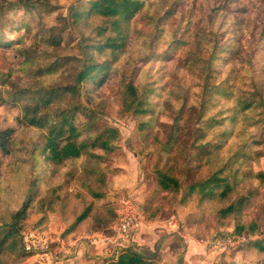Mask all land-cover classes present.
Listing matches in <instances>:
<instances>
[{"label": "rangeland", "instance_id": "obj_1", "mask_svg": "<svg viewBox=\"0 0 264 264\" xmlns=\"http://www.w3.org/2000/svg\"><path fill=\"white\" fill-rule=\"evenodd\" d=\"M6 1L15 2L17 0ZM45 1L49 2L52 7L48 11L42 12L41 21L46 29L54 28L52 34L55 41L59 43L57 46H50L43 42L44 37L51 34L46 29L37 38L38 40H34L35 29H33L26 36L25 43L32 44L37 53H50L52 59L69 55L80 56V49L77 47L78 40L80 35L87 33L89 29L85 25L76 28L70 24L68 7L75 0ZM179 1L177 5L173 6L174 13L162 24L164 30L157 37L155 36V15L163 13L170 6L171 0H147L129 22L130 36L125 47L126 52L115 65L117 67L124 65L126 72L133 70L134 67L139 68L136 70L138 75L136 82L140 84L148 82L149 86L155 87L154 94L150 96L154 110L151 116L154 117V127L165 138L170 136L172 127L177 121L180 134L179 148L161 152L160 158L165 159L168 155L172 156L171 161L176 163L175 176L185 186L193 181L203 180L211 173V169L203 164L206 147L192 145L193 135L197 134L205 123V121L199 120L200 108L197 104V95L194 94L195 91H198L197 75L199 70L197 66H201L200 72L204 70L209 51L206 48L198 49L199 45L196 43L192 45L175 43L170 46V41L173 37H178V40L187 39L185 36L190 34L192 37L196 30L206 26L207 28L211 27L220 34L222 46H225L222 54L219 53L224 63L222 68L216 66L217 69H220V73H217L216 70V80L220 82L230 74L231 82L236 89L241 91L242 95L243 92L251 91L254 85H260L264 95V46L261 47L258 43L259 32L264 25V0H233L225 9L216 12L212 23L209 22L210 8L213 5H221V0ZM191 12H193L192 16H190ZM189 17H192L193 21L186 31L185 22ZM28 18L29 15L27 12H23L22 8L10 10L1 21L0 36H8L11 25H16ZM31 19H34L33 24L36 25L37 14H32ZM188 48L195 56L190 53L189 59L184 64L185 52ZM198 54L203 58V61L195 59ZM94 55L99 61L111 57L109 50L100 54L95 52ZM21 60V56L15 50L0 46V71L7 72L12 67L13 70H16V74H23L22 71L16 69L20 68ZM46 78L47 82L70 81L68 76L61 75L60 72ZM25 80L26 78H24ZM118 81V75L110 73L103 85L91 95L89 94L94 106L98 110L102 109L98 114V127L111 126L119 132V139L114 145V154L103 165L107 184L103 201L112 204L111 200L114 197L122 193L125 194V192L135 191L136 194L138 193L137 199L139 195L141 196V199L138 200L149 215L156 216L152 221L171 214L177 217L175 209L179 206L184 207L182 210L186 213L182 218L183 223L189 213L194 214L190 218L189 224H186V227L184 226L182 229L183 232L187 229H195L197 233V230L200 229L198 238L203 239L202 242L208 247H210L208 240L212 235L229 231H236L238 236H246L249 240L261 239L264 242V184L260 185L257 180L247 177L242 184L237 186L235 199L252 192L242 205L243 216L238 224L235 221L236 215L219 218L213 204L206 205L202 215L196 207L195 197L180 204L178 202L180 194L163 191L158 186L157 178L151 171V164L155 161L156 155L140 156L139 149L144 143V137L137 131V120L131 114L121 111V94L126 81L123 83H118ZM81 88L84 93L82 100L90 105L85 92L89 93L90 89L93 90L92 85L83 84ZM214 103L216 106L212 107L210 112L225 109L232 104L230 101L222 99ZM259 111L260 109L247 111L239 119L234 132L226 140L220 152L222 155L230 157L232 154L239 153L244 145L247 156L240 159L243 160L241 171L244 173L264 169V143H253V141H264V119L258 116V113L264 115V112ZM77 119L83 120V115H79ZM0 129L9 130L12 140L10 153L4 154L0 151V214H2L8 209H17L26 198L34 173L31 149L35 143L40 145L41 139L37 138L36 128L23 119L21 101L8 97L5 92L0 93ZM122 151L135 156L138 176H143L142 182L135 181L134 188L126 186L116 188L117 182L128 184L133 180L125 172H118L119 169L116 165L120 161ZM37 164L39 163L37 162ZM79 164L80 161L75 163L66 161L62 167L58 168L56 174L52 173L47 182L42 180L44 178L42 175V179L38 183L40 194L49 193L55 185L62 186L59 189L60 192L72 191L74 183L71 180L73 176L80 175L76 168ZM46 173L47 170H44L43 174ZM136 176L135 174L133 177L136 178ZM41 215V212L33 211L23 222L21 233L28 229L46 230L48 219L40 223L39 226L35 225ZM159 225L161 226V224L153 222L151 226L147 227L151 234H156V237L151 240L148 246L143 244L141 251L138 252L149 261L148 264H185L183 260L184 238L181 237V234L165 232L166 229L160 228ZM238 225L242 226V229L237 230L236 226ZM91 230L94 228L92 227ZM169 236L171 238H167ZM213 251L215 258L212 264H264V251H260L254 246H248L247 242L232 249L213 248ZM250 251L253 253L252 255L249 254ZM172 252L173 255H171ZM88 262L92 264V261ZM110 262L103 261V264H110ZM7 264L41 263L27 256L25 261L10 258Z\"/></svg>", "mask_w": 264, "mask_h": 264}, {"label": "trees", "instance_id": "obj_2", "mask_svg": "<svg viewBox=\"0 0 264 264\" xmlns=\"http://www.w3.org/2000/svg\"><path fill=\"white\" fill-rule=\"evenodd\" d=\"M146 1L75 0L68 7L70 24L76 28L85 25L89 29L87 33H82L78 40L80 56L69 55L52 59L50 53H37L32 44L25 43L26 36L33 29L34 40H38L37 38L45 32L46 27L41 21L42 12L51 9L52 5L45 0L15 2L0 0V25L3 17L14 8H22L23 12L29 15L28 19L11 25L8 36H0V46L12 48L21 56V66L16 69L24 74H16L12 67L7 72L0 71V93L5 92L8 97L21 101L23 119L36 128L37 138L41 139V144L35 143L31 149L34 173L26 198L17 209H8L0 214V264H7L10 258L26 260L27 254L21 243V231L23 222L33 211L42 213L35 222L36 226L48 219L49 212H58L65 223V234L91 230L94 226H99L105 233L111 232L110 226L115 220V211L111 203L103 201L107 185L103 165L114 154L119 132L111 126L98 127V114L102 109L98 110L89 96L103 85L110 73L118 75V83L126 81L121 94V111L131 114L137 120V131L144 137V143L139 149L140 156L156 155L155 161L151 164V171L157 178V184L163 191L180 194L178 201L180 204L195 197L200 214L203 215V208L206 205L213 204L219 218L236 215L235 221L238 224L243 216L242 205L252 192L235 199L237 186L247 177L257 180L260 185L264 184V169L246 173L241 171L243 160L240 159L247 156L244 145L239 153L230 157L220 153L239 119L247 111L260 109L264 112V95L260 85H254L251 91H246L250 93L243 92L242 95L231 82L230 74L220 82L216 80V70L220 73L216 66L222 68L224 63L219 53L222 54L225 46H222L220 34L211 27L198 29L192 37L190 34L185 36L187 39L178 40V37H173L170 41V46L175 43L181 45L196 43L199 45L198 49L206 48L209 51L204 70L200 72L201 66H197L198 91L194 93L197 95V104L200 108L199 120L205 121L204 124L207 125L203 124L198 133L193 135L192 145L206 147L203 164L211 169V173L203 180H196L183 186L175 176L176 163L171 161L172 156L160 158L161 152L179 148L178 123L175 121L167 138L156 130L153 125L154 117L151 116L154 110L150 102L155 87L149 86L148 82L142 84L136 82L138 76L136 70L139 68L134 67L133 70L126 72L124 65L122 67L115 65L126 52L125 47L130 36L129 22ZM221 1V5H213L210 8V23L213 22L217 11L225 9L233 2ZM179 2L171 0L170 6L163 13L155 15V36L158 37L162 33L164 30L162 24L174 13L173 6ZM35 13L38 16L36 25L33 24L34 19L30 20ZM192 21V17L186 20V31ZM46 30L51 34L44 37L43 42L57 46L59 42L55 41L52 34L54 28ZM259 33L258 43L263 47L264 25ZM105 50H109L111 57L102 61L97 60L95 52L100 54ZM185 53L184 64L192 52L188 48ZM195 59L203 61L200 54ZM57 72L68 76L70 81L47 82L46 77ZM83 84L92 85L93 90L85 92L90 105L82 100ZM220 99L230 101L232 104L225 109L210 112L212 107L216 106L214 102ZM259 114V118L264 119V115ZM79 115H83V120L77 119ZM11 142V132L0 129V151L4 154L10 153ZM253 143L260 144L264 141ZM66 161L73 163L80 161L76 166L80 175L73 176L71 180L74 183L72 191L60 192L62 186L55 185L49 193L40 194L38 183L42 175H44L42 180L47 182L52 173L56 174L58 168ZM237 163L239 164L235 166ZM44 170H47L46 174H43ZM193 214L189 213L186 216L184 226L189 224ZM155 218L156 216L153 217L146 211L147 220L152 221ZM236 228L242 229V226L238 225ZM232 234L238 236L236 231ZM247 243L250 247L254 246L264 251V242L261 239L249 240ZM148 263L143 255L130 246L121 249L117 258L110 262V264Z\"/></svg>", "mask_w": 264, "mask_h": 264}, {"label": "built area", "instance_id": "obj_3", "mask_svg": "<svg viewBox=\"0 0 264 264\" xmlns=\"http://www.w3.org/2000/svg\"><path fill=\"white\" fill-rule=\"evenodd\" d=\"M111 202L115 220L110 226V233L102 230H81L65 234L64 229L57 233L48 229L42 231L28 229L21 233L24 252L38 263L55 264L65 261L77 248L89 244L95 238H99L113 251L129 247L140 226L147 221L146 210L134 196V191L122 193ZM158 223L173 233H180L184 228L183 220L173 214L158 219ZM248 241V237L234 236L229 231L212 235L208 244L216 249H232Z\"/></svg>", "mask_w": 264, "mask_h": 264}, {"label": "crops", "instance_id": "obj_4", "mask_svg": "<svg viewBox=\"0 0 264 264\" xmlns=\"http://www.w3.org/2000/svg\"><path fill=\"white\" fill-rule=\"evenodd\" d=\"M123 153L120 155V161L117 162L118 172H125L132 177V181L128 184L117 182L116 188H121L126 186L127 188H134L135 181L142 182L143 176L139 177L137 168H136V159L135 156L129 154L126 151H122ZM137 175L136 178L133 176ZM134 181V182H133ZM138 193L136 194L134 191V196L137 198ZM138 199H141L139 195ZM184 207H177L175 212L177 213V217L182 220L185 216V211H183ZM183 213V214H182ZM165 218V217H163ZM158 219H162L161 217L157 218L154 221L147 220L140 226L139 231L133 237L132 242L130 243V247H134L137 251H141L143 244L148 246L153 238L156 237V234H151V231L148 226H151L153 222L158 223ZM48 227L46 229L52 232H61L65 229V223L61 220V217L58 212H49L48 213ZM159 224V223H158ZM160 228H163L159 225ZM94 230H101L99 226H94ZM200 229L195 232V229H187L185 232L183 230L180 233H173L170 231L169 234H181V237L184 238L185 248L183 252V260L185 264H212L215 258L213 248L208 247L203 241V239L198 238V234ZM173 236V235H172ZM180 236V235H179ZM171 238V236L167 237ZM121 250V249H120ZM119 250V251H120ZM220 250H228V249H220ZM119 251H113L109 247L105 245L103 241L99 238H95L89 244H84L83 246L77 248L69 258L65 261L58 262L55 264H89L88 261H92V264H103V261H111L117 258ZM174 253L172 252L171 255ZM252 255L253 253L250 251L249 253ZM228 256V255H226ZM227 258V257H226ZM87 259H91L88 260ZM239 262V261H237ZM236 262V263H237Z\"/></svg>", "mask_w": 264, "mask_h": 264}]
</instances>
